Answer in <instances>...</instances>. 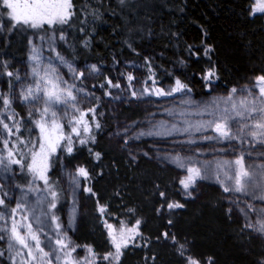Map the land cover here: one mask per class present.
Segmentation results:
<instances>
[{
    "label": "trees",
    "instance_id": "16d2710c",
    "mask_svg": "<svg viewBox=\"0 0 264 264\" xmlns=\"http://www.w3.org/2000/svg\"><path fill=\"white\" fill-rule=\"evenodd\" d=\"M73 3L78 9L87 4L89 13L95 10L99 15L95 20L90 14L82 17L86 20L83 33L76 30L81 26L80 21H74L73 28L66 30L69 43L74 48L69 49L58 41L57 51L70 60L74 58L76 68L88 63L96 64L99 68V73L90 81H83L82 85L99 99L86 100L80 107L86 110L98 105L97 119L102 127L94 129V144L77 147L72 156H64L63 162L69 169L83 166L89 171L91 179L82 183L92 187L96 193L95 196L83 192L77 194V227L74 232L68 231V235L75 244L91 245L97 253L111 250L106 229L96 211L99 200L101 204L108 205L112 215L106 218L116 227L120 226L119 221H124L129 227L135 224L136 219L142 221L139 229L142 235L138 238L141 246H130L124 250L121 264H186L185 258L178 254L179 244L185 245V256H192L201 264H208L210 260L214 264H257L259 259H263L262 251L254 242L256 240L250 233L251 229L244 228L246 217L239 211L244 203H231L237 197L239 201L248 202L249 197L224 193L214 178L198 181L192 196L186 197L179 184V180L187 174L185 170H175L171 162L163 160L160 153H152L150 150L153 148L140 143V140L131 141L137 148L127 152L131 142L124 145L122 138L113 134L115 118L136 117L135 99L127 96L124 98L126 101H120L114 113L108 103L113 99V93L124 95L129 73L137 78L133 84L134 90L137 84L143 86L148 77V69L144 67L145 57L153 62L159 87L167 89L174 85L175 78H179L188 85L191 95L198 101L208 100L216 92H225L234 86L256 82L257 76L264 75V13H252V0H134L136 7L131 13L127 9L122 10L118 0H73ZM10 11L0 0V20H4ZM10 28L11 24L5 22L0 30V61L7 62V67L0 68V91L8 89L9 78L4 73L18 72L22 78L23 64L30 46L40 40V36L50 34L47 26L44 30L24 26L9 31ZM129 28L140 31L130 34ZM85 39L90 41L87 48L82 43ZM125 41L131 43L132 48ZM189 45L193 46L191 52ZM207 46H211L212 52L206 56L204 49ZM181 60L184 61L183 66L178 63ZM131 64L138 67H130ZM213 66L218 79L209 91L201 76ZM105 77L122 85L121 89H107L112 93L111 97L104 94L105 89L92 87L105 84ZM130 100L133 103L127 102ZM13 107L27 119L25 107L18 104ZM131 111L135 113L130 115ZM86 119L91 122V116ZM28 126L31 127L30 124ZM67 131L69 128L65 124ZM37 133L38 130H33L31 134L24 132L23 135L35 137ZM237 143L234 147L240 151H233L236 155L232 156V161L241 151L252 150L248 144L242 147ZM88 148L92 149L93 154L99 152L100 159L90 154ZM256 148L261 147L257 145ZM138 153L147 155L139 158ZM190 156L195 166L203 169L200 160L194 155ZM249 157L245 156L246 166L250 163ZM61 168L57 164L50 176L59 180L64 188L59 173ZM130 172L136 178L132 182L128 177ZM159 172L164 173L159 175ZM27 182L28 178L20 174L10 181L19 185ZM137 182L140 186L135 185ZM159 191L166 193L168 202H179L184 207L168 210L165 201L157 194ZM14 195H19L15 189ZM65 196L57 211L63 223L69 201L66 192ZM15 203V198L6 200L9 208L14 207ZM161 205L164 208L158 213ZM229 208H232L231 213L228 212ZM128 209H134V212L129 213ZM169 220L172 221L171 225L168 224ZM165 232L169 233L167 239L163 236ZM172 235L177 243L171 240ZM145 242L147 247L142 246ZM0 250H6L5 241H0ZM45 251H49L47 247ZM74 255L79 258L87 253L80 247ZM153 256L154 261L151 259ZM0 264H11L7 253L5 257H0Z\"/></svg>",
    "mask_w": 264,
    "mask_h": 264
},
{
    "label": "snow or ice",
    "instance_id": "6c2138e0",
    "mask_svg": "<svg viewBox=\"0 0 264 264\" xmlns=\"http://www.w3.org/2000/svg\"><path fill=\"white\" fill-rule=\"evenodd\" d=\"M3 5L11 11L4 20H0V30L7 22L11 24L9 31L24 26L44 30L47 26L50 34L39 37L42 45H47L48 56L45 57L42 49L33 44L29 57L30 72L23 78L18 72L4 73L9 81L7 91H0V181H3L0 183V241L6 242V250H0V257H5L7 253V259L11 264H121L124 250L130 246H141L138 244V238L142 235L139 231L142 223L140 219H136L135 224L130 227L124 221H119L120 226L116 227L106 218L112 215L108 205L101 204L97 200L96 211L106 229L111 250L103 254L97 253L91 245L75 244L68 235L69 230H74L76 221L77 194L83 192L90 196L96 195L92 187L82 183L91 179L89 171L83 166L69 169L63 161L64 156H72L77 147L94 144L96 140L94 129L99 130L102 127L97 119L98 105L86 110L80 107L86 100L99 99L95 97L94 92L82 86L85 79L99 73V68L96 64H92L86 65L83 70L77 69L74 66V58L70 60L57 51V42H63L69 49L74 48L69 43L66 30H71L74 21L79 20L81 26L76 30L85 32L86 20L82 17L90 14L95 20L99 13L95 10L89 13L87 4L78 9L73 0H3ZM118 6L122 10L127 9L130 13L136 7L134 0H118ZM252 11L253 14L257 11L264 13V0H257V5ZM128 31L131 34L140 30L129 28ZM82 43L85 48L90 45L89 39H85ZM125 43L132 48L131 43L128 41ZM192 47V45L188 46L189 52ZM210 52H212L211 46L205 47L204 54L207 56ZM115 62L119 63V61ZM152 63L145 57L144 67L148 69V77L140 90L133 89L137 78L131 73L126 76L125 90L130 93L132 99L138 101L146 97H175L179 94L180 99L177 103L181 107L169 108L165 111L169 116L181 119V123L149 119L146 128L131 132L137 124L133 122L132 125L115 133L122 138L124 145L144 137L167 138L182 134L191 137L193 133H206L211 130L214 135H202L200 140L216 143L226 141L230 145L232 142H238L241 145L248 144L252 149L257 145L264 148V75L256 77V83L260 85L258 94L254 95L250 89L233 87L226 96L197 101L192 97L188 85L179 78H175L174 85L169 86L167 90L159 87ZM178 63L184 65L183 60ZM3 67H7V62L0 61V68ZM61 67L67 69L71 83L61 75ZM130 67L138 66L131 64ZM201 79L205 88L211 91L214 82L218 79L215 66L207 69ZM76 81H79L80 85ZM92 87L105 89L104 94L111 97L112 93L107 89H121L122 85L119 81L113 83L112 79L105 77V84ZM238 93L245 95L238 97ZM113 98L121 99V97ZM17 103L26 108L27 119L13 107ZM99 115L102 116L103 113ZM191 115H208L212 118L193 123L186 118ZM88 116H91V122L86 119ZM234 122L238 125L236 131H233ZM29 124L31 127L28 126ZM65 124L69 128L67 132H65ZM33 130H38L35 137L23 135L24 132L31 134ZM180 143L195 144L197 140L190 138ZM88 151L93 154L91 148H88ZM93 155L97 160L100 159L99 152ZM246 155L251 156L252 152L241 151L235 160L218 163L214 170L210 164L205 165L203 169L196 167L191 158L184 157L180 153L175 155L169 153L162 159L186 171V176L179 180V184L188 198L192 196V190H195L198 181L214 178L221 185L224 193H235L264 201V163L246 166ZM260 155L264 157V152ZM57 164L62 167L63 175L67 178V189L60 186L59 180L50 176ZM221 173L225 179H221ZM17 174L27 177V184L10 183ZM14 189L19 192L18 196L14 195ZM65 192L72 197L67 227L57 215L58 206L66 199ZM157 194L165 201L168 210L184 207L179 202H168L163 191ZM13 198L16 199L15 206L9 208L6 200L10 201ZM231 203L234 205L244 203V207L239 208V211L244 213L246 218L249 212L256 213L258 219L255 222L249 219L244 228L264 235V208L257 209L252 203L239 201L238 197ZM163 208L164 205H161L157 212L160 213ZM128 212L133 213L134 209H128ZM228 212L231 213L232 208H229ZM168 224L171 225L172 221L169 220ZM163 236L167 239L169 233L165 232ZM171 240L177 243L174 235L171 236ZM142 246L147 247V242ZM45 247L49 251H45ZM80 247L85 249L87 255L77 258L74 253ZM186 251L185 245L179 244L178 254L185 258L186 264H201L200 260L185 256ZM151 259L154 261L155 256ZM208 264L214 262L210 260ZM257 264H264V259H259Z\"/></svg>",
    "mask_w": 264,
    "mask_h": 264
},
{
    "label": "rangeland",
    "instance_id": "374dc122",
    "mask_svg": "<svg viewBox=\"0 0 264 264\" xmlns=\"http://www.w3.org/2000/svg\"><path fill=\"white\" fill-rule=\"evenodd\" d=\"M256 5H257V0H252L251 11L253 10V8L256 7ZM252 13H253V11H252ZM256 13H261V12L257 11ZM33 44H35L37 47H40L42 49L43 55L45 57L48 56L49 53L47 51V45H42V42L40 40L35 41ZM32 45L30 46L28 56H27V58L23 64V76H22V78L25 76L26 73L30 72L29 57L31 55ZM86 65H92V64L88 63L82 67H78L77 69L83 70ZM60 73L64 79L69 81V83L72 82L71 76L68 73L66 68L61 67ZM93 76H89L84 81L85 82L90 81L93 78ZM25 82H27V81H25ZM76 83L78 85H80L79 81H76ZM141 87H142L141 84H137L135 90L139 91ZM234 87L237 89H250V90H252L253 94L255 95V94H258L260 85L257 84L256 82H253L249 85H241V86H234ZM232 88L233 87H231L230 89H232ZM230 89L225 91V92H216L213 97L226 96L228 94V92L230 91ZM113 94H114L113 95L114 97H121V99H114L113 98L108 103L109 109L113 110V113H114L117 110V108L119 107L120 101H126V100H124V98H126L127 96H130V95H128L129 93L125 89H124V95H121L120 92L119 93H113ZM243 95H245V93H238V97H243ZM179 99H180V95L177 94L175 97H160V98L146 97L143 100H139V101L135 100L136 101V111H137L136 117L134 119H129L127 117L115 118L114 122H113V134H115L118 131L123 130L125 127H128L129 125H132L133 122H137V124H136V127L131 129V132L138 131L140 128H146L147 122L149 119L157 120V121L158 120H166L169 123H181V119L169 116L167 114V112L165 111V109L174 108V107H181L177 103L179 101ZM127 102L133 103L132 100L127 101ZM18 105L24 107L23 105H20V104H18ZM37 106H39V105H37ZM111 106H113V107H111ZM133 112L135 113V111H133ZM133 112L131 111L130 115H132ZM153 114H155V115H153ZM186 118L191 120V122L195 123V122L200 121V120H205V121L209 120L212 117H210L208 115H204V116L191 115V116L186 117ZM237 127H238V125L234 122L233 131H236ZM131 132L129 133V135H131ZM202 135H214V133L211 130H209L206 133H193L191 137H189L188 134L174 135L172 137H167V138L144 137V138L140 139V143L141 142L146 143L147 146L153 148L150 150L152 153H160L162 156L169 154V153L173 154V155H175L176 153H180L184 157L192 158V156H190V155H194L200 160V162L204 166L210 164L213 170L216 168L218 163H222L224 161H232V156L236 155L235 152L233 153L234 150L240 151L239 148L236 149L234 147L235 142H232V144L230 145L226 141L222 142V143H216L215 141H203V140H200V137ZM190 138L197 140V143H195V144L180 143V141H184V140H187ZM245 139L250 140L251 138L245 137ZM128 145H129V147H128L129 149H126L127 152L137 148V146L135 144H132V142L129 143ZM244 145H242V147ZM247 151H248V149H247ZM250 151L252 152V155L249 157L250 158L248 160V162H250L249 164L264 163V157H261V155H260L261 152H264V148H262V147L256 148V149H252ZM143 155H141L140 153L137 154V156L139 158H141ZM173 167L175 168V170L181 171V169L178 168L174 164H173ZM224 167L226 168L227 166L225 165ZM59 173H60V177H61V181L63 183V186L65 189H67L68 188L67 178L63 175V169L62 168L60 169ZM135 173H134V175H135ZM163 173L164 172H159L158 174L161 175ZM128 177H129V180L131 182L133 179H136V178H133L132 172H130ZM221 179H225L223 176V173H221ZM142 181L144 182L143 178H142ZM130 184H132V183H130ZM135 185L140 186V184L138 182L135 183ZM66 193L69 197V201H68L67 207L64 211V225H65V227H67V223H68V219H69V211H70L71 203H72L71 195L68 192H66ZM248 203H252L257 209L264 208V201H260L258 199H250L249 198ZM78 207H79V204H77V216H76V221H75V225H74V230H69L70 232H74L76 230V227H77V221H78V216H79ZM249 219L252 222H255L256 219H258V216L256 213L250 212V217L246 218V221L248 222ZM250 233L253 234V237L256 240L254 242L260 246L261 251H262V256L264 259V235H260L257 232L253 231L252 229H251Z\"/></svg>",
    "mask_w": 264,
    "mask_h": 264
}]
</instances>
